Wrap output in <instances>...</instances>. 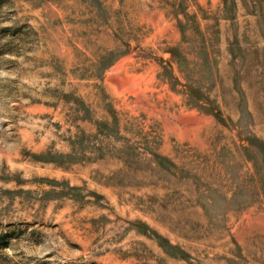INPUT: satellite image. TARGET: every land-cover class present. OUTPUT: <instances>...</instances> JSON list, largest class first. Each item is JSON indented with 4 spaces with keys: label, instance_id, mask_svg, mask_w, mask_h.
Returning a JSON list of instances; mask_svg holds the SVG:
<instances>
[{
    "label": "rangeland",
    "instance_id": "obj_1",
    "mask_svg": "<svg viewBox=\"0 0 264 264\" xmlns=\"http://www.w3.org/2000/svg\"><path fill=\"white\" fill-rule=\"evenodd\" d=\"M0 264H264V0H0Z\"/></svg>",
    "mask_w": 264,
    "mask_h": 264
}]
</instances>
